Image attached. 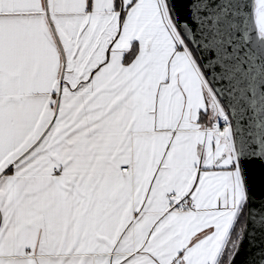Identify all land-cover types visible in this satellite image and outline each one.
<instances>
[{"label":"snow or ice","instance_id":"6c2138e0","mask_svg":"<svg viewBox=\"0 0 264 264\" xmlns=\"http://www.w3.org/2000/svg\"><path fill=\"white\" fill-rule=\"evenodd\" d=\"M246 238L264 264V0H0V264Z\"/></svg>","mask_w":264,"mask_h":264},{"label":"water","instance_id":"95a60500","mask_svg":"<svg viewBox=\"0 0 264 264\" xmlns=\"http://www.w3.org/2000/svg\"><path fill=\"white\" fill-rule=\"evenodd\" d=\"M251 168L253 170L255 177L256 191L257 194H259V179H260L261 165L257 161L251 165ZM251 250L252 249H251V245L249 244V239L246 238L241 253L237 258L236 264H244L246 259L249 257Z\"/></svg>","mask_w":264,"mask_h":264}]
</instances>
